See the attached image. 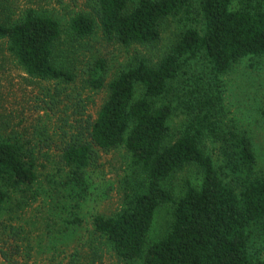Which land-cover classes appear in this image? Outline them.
Returning a JSON list of instances; mask_svg holds the SVG:
<instances>
[{
    "label": "trees",
    "instance_id": "obj_1",
    "mask_svg": "<svg viewBox=\"0 0 264 264\" xmlns=\"http://www.w3.org/2000/svg\"><path fill=\"white\" fill-rule=\"evenodd\" d=\"M238 7L232 9V4ZM96 18L106 42L121 46L151 45L165 23L179 22L176 42L155 63L138 58L108 85V96L88 122L79 121L62 149L61 162L71 168L75 185L97 152L119 146L132 158L140 177L130 184L124 208L95 216L93 239L106 241L116 258L139 264H264V176L255 171L256 156L248 136L221 125V77L246 57L264 56V0H96ZM198 22H189L193 14ZM97 22L77 14L69 22L74 37L91 35ZM61 26L52 16L29 9L17 17L4 15L0 38L27 75L48 81L74 76L53 63V46ZM190 61L205 66L178 94L185 121L172 132L169 120L176 106L174 82ZM107 66L98 60L87 85L102 89ZM142 95L135 99V87ZM80 123L84 124V128ZM218 144L216 168L205 141ZM35 158L24 143L0 137V212L10 193L30 190L37 181ZM196 168L201 184L185 181L174 199L168 179L187 167ZM172 204L171 222L155 240L147 239L155 213ZM67 223L81 225L79 218ZM92 242V241H91ZM1 257L8 256L0 250Z\"/></svg>",
    "mask_w": 264,
    "mask_h": 264
},
{
    "label": "rangeland",
    "instance_id": "obj_2",
    "mask_svg": "<svg viewBox=\"0 0 264 264\" xmlns=\"http://www.w3.org/2000/svg\"><path fill=\"white\" fill-rule=\"evenodd\" d=\"M133 1L128 0L130 8ZM237 7L236 2L232 4V9ZM29 9L52 16L60 24L61 36L53 46L52 60L74 79L58 82L30 77L10 52L7 40L0 38V137L24 143L35 158L37 174L34 187L10 193L0 212V250L8 256L4 260L0 254V264H139L118 260L106 241L93 239L90 233L95 216L110 217L124 208L130 184L140 178L130 154L124 146L98 151L95 161L83 170L82 185L77 186L70 177L71 168L61 162V153L77 122L96 117L108 96V83L140 57L157 62L176 42L179 22L177 18L168 20L154 44L121 46L103 39L96 0H0V21L4 15L17 17ZM82 13L92 15L97 24L91 35L77 38L70 32L69 22ZM194 19L193 25L199 21L195 13L189 22ZM98 60L107 66V80L102 89L92 90L87 76ZM205 72L198 61L185 66L170 95L175 106L190 78ZM221 80V125L250 138L256 174L264 176V56L240 60ZM135 88L137 99L142 88ZM176 108L169 120L172 132L186 116L178 105ZM204 147L217 168L221 164L218 144L207 139ZM201 179L200 172L190 166L173 174L166 186L178 199L185 192L186 180L198 189ZM171 213L172 204L157 210L149 241L165 232ZM74 217L81 219V225L67 223Z\"/></svg>",
    "mask_w": 264,
    "mask_h": 264
}]
</instances>
